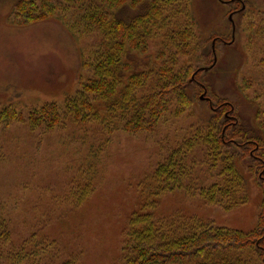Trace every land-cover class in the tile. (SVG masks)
<instances>
[{
  "label": "rangeland",
  "instance_id": "obj_1",
  "mask_svg": "<svg viewBox=\"0 0 264 264\" xmlns=\"http://www.w3.org/2000/svg\"><path fill=\"white\" fill-rule=\"evenodd\" d=\"M20 1L49 4L46 0H0V113L10 106L21 111L22 117L0 126V227L8 233L0 241V264H124L122 248L136 214H149L158 226L167 222L188 229L201 222L242 234L254 230L261 213L262 174L251 176L247 166L238 162L242 165L235 164L233 170L244 185L229 192L208 171L209 140L204 132L213 106L219 103L210 101L207 90L201 89L196 102L187 104L188 110L179 118L172 119L173 115L159 122L149 134L121 129L108 134L100 124L106 113L99 100L92 102L97 120H76L65 101L79 100L74 112L86 113L80 105L84 93L78 79L90 73L80 71L77 53L96 45L98 38H74L61 17L63 8H70L62 0H51L59 9L41 16L30 13L27 19L18 10ZM187 6L188 13L181 15L194 17L192 52L184 56L175 50L177 66L171 59L168 66L176 70L191 64L206 73L217 64L218 72L207 82L233 103L243 128L262 137L264 149V0H191ZM168 14L175 22L179 19ZM165 32L147 37L151 55L160 49L158 41L164 40ZM176 41H166L165 57ZM85 52L83 58L91 59ZM204 55L208 56L205 64L200 60ZM141 61L151 73L161 66L156 57ZM233 67L238 70L232 75L226 72ZM194 86L197 92L200 86ZM48 104L57 105L56 120L43 115L38 126H30V113ZM197 130L199 141L193 142ZM189 139L188 148H183L181 142ZM174 149L179 150L189 174L180 177L179 187L162 191L158 185L161 190L153 198L150 190L159 182L153 174ZM213 183L224 189L215 197L200 193ZM209 196L211 202L204 199ZM148 198L155 205L141 206Z\"/></svg>",
  "mask_w": 264,
  "mask_h": 264
},
{
  "label": "trees",
  "instance_id": "obj_2",
  "mask_svg": "<svg viewBox=\"0 0 264 264\" xmlns=\"http://www.w3.org/2000/svg\"><path fill=\"white\" fill-rule=\"evenodd\" d=\"M62 1L70 6L63 8L61 17L68 31L75 36L73 37L83 39L94 35L98 38L96 45L85 48L82 54L79 51L77 53L78 60L80 57V71H90V73L85 74L82 80L78 79V88L84 93L80 105L86 113L81 110L79 114L74 112L79 100L76 102L68 98L65 101L66 108L74 119L97 120L99 115L93 110L92 102L99 100L106 113L103 116L105 120L100 124L108 134L119 129L134 135L149 134L159 122L165 123L173 115L172 119L179 118L181 113L188 110L185 107L187 104L196 102L197 93L207 90L206 94L211 97H209L210 101L219 103L213 106L215 111L212 112L207 131L204 132L205 138L209 140L208 171L224 182L229 192L235 190L236 186L244 185L234 171L236 169L233 170L236 168L235 164L238 167L242 164L246 165L251 176L261 173L263 177L262 187L259 184L262 191L261 213L251 232L246 234L229 232L206 226L201 222L192 224L188 229L183 225L167 222H162L158 226L149 214H136V217H131L128 235L122 248L124 264H264V163L259 162V158L264 162V149L260 142L263 139L253 130L248 131L247 128H243L242 121L237 116L238 112L232 108L233 103L215 93L211 82L208 81V84L206 79L218 72L215 70L217 64L213 65V62H209L212 65L210 64L211 67L206 73L205 69H198L191 64L180 66L176 70L168 66L169 59L174 66H177L178 60L173 53L175 50L178 52L180 49L184 56L192 52L190 45L194 39V17L181 15L188 13L185 7L191 0H184L186 2L183 4H181L183 0ZM46 2L49 4L42 3L37 6L34 1L33 4L20 1L18 10L22 12V18L27 19L30 13L41 16L59 9L52 5L51 0ZM164 6L169 13L174 14V17H179L176 22L164 10ZM187 8L190 9V6L188 5ZM164 29H166L164 40L158 41L160 49L155 55H151L147 37ZM74 38L72 41L76 42ZM176 39L178 41L172 47V53L165 57L166 50L163 47L166 41L173 43ZM85 51L89 52L91 59L83 58ZM211 54H213L212 50ZM134 57L139 58L137 63L134 62ZM152 57H156L161 63L154 73L144 68L141 61L142 58H146L147 62H150ZM207 58L208 56L204 55L200 60L205 64ZM257 66L259 67V63ZM236 70L238 68L233 67L226 72L232 75ZM196 83L200 86L197 92L194 86ZM261 84L263 83L260 82L258 85ZM150 87L151 90L144 94L135 92V89L145 91ZM261 88L263 95L264 85ZM188 94L190 101L186 99ZM58 110L56 104H48L38 112L32 111L29 115L30 126L34 127L38 121L40 122L43 115L56 120ZM20 113L21 111H16L10 106L3 109L0 113V126L21 121ZM222 114L225 115L224 119ZM229 114L236 116L237 119L228 118ZM115 117L121 118V122L116 123ZM51 125L52 123L49 126ZM198 133L197 130L193 142L199 141ZM191 140L182 141L180 145L188 148L186 143ZM246 141L249 142L251 149L247 147V143L243 145ZM174 150L153 174V178L159 181L154 189L150 190V196L153 198L159 194L158 190L179 187V180L189 174V168L183 163L182 156L178 155L179 150ZM260 155L262 157H259ZM167 183L171 184L167 185ZM158 185L161 189L157 187ZM219 185L213 183L206 189L200 190V193L207 192L215 197L220 189H224ZM204 199L211 202L212 196ZM149 200L151 198L141 201V206L145 207L152 202H147ZM152 205L155 204L150 203L148 206ZM7 235L6 228L0 227V241Z\"/></svg>",
  "mask_w": 264,
  "mask_h": 264
}]
</instances>
